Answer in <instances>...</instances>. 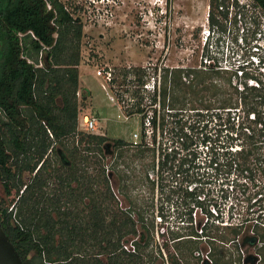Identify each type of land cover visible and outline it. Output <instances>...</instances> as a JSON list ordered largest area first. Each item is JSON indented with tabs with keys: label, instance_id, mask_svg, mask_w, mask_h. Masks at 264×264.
Masks as SVG:
<instances>
[{
	"label": "trees",
	"instance_id": "1",
	"mask_svg": "<svg viewBox=\"0 0 264 264\" xmlns=\"http://www.w3.org/2000/svg\"><path fill=\"white\" fill-rule=\"evenodd\" d=\"M223 1L210 0L211 26L217 23L214 10ZM250 1L264 14V0ZM76 8L70 10L62 0H0V181L6 196L12 190H16L18 195L22 191L15 211V207L9 211V206L0 197V222L23 264H140L141 247L138 243L137 255L122 249V242L133 239L138 235V230L131 212L121 208L122 203L113 192V189L118 188L123 195L128 176L118 170L119 164L111 170L107 167L108 173L103 170L107 191L100 194L94 192L91 185L93 180L86 172L80 176L81 179L76 174L82 165L103 167L101 160L107 155L122 159L129 148L144 149L137 150L135 157L144 159L143 154L148 149L146 136L141 137L137 147H132L128 141L95 134L82 133L75 139L78 112L73 98L78 92L76 67L79 55L69 53L73 43L80 40L83 30L80 20L75 17ZM40 62L41 66H38ZM249 66H253L252 61L240 68L241 76L237 70H224L212 65L198 70L164 68L160 89L153 93L154 101L158 100V104L167 108L173 116L182 109L178 108L180 105L189 103L196 105L194 103L200 102L199 105L208 111L218 92H226L216 78L219 80L223 74L229 75L227 86L233 89L237 97L217 99L220 106L216 108L231 110L243 106L249 123H241V131L237 134V139L241 140L240 146L227 149L217 158L207 159L211 167L208 174L217 175L224 168L228 174L237 175V179H244L246 183L264 177V120L262 113L254 107L261 82L259 76L247 70ZM155 70L157 74L158 70ZM131 74L134 80L129 81V84L135 81L141 83L146 71L143 68H133L131 71L124 68V82H128ZM235 79L242 80L240 85L234 83ZM250 80L256 81L258 85H249ZM141 85L143 87L145 84ZM58 96L62 98V106L56 101ZM140 107L141 103L135 102L131 105L134 108L131 111L145 116L141 123L145 133L144 121L148 111ZM56 110L59 112L56 113ZM192 110L202 115L201 110ZM160 120L157 111L153 110L150 120L153 142H156ZM49 131L56 141L61 142L69 135L73 136V141L67 143L64 140L62 148L56 149V141L50 140ZM49 151L55 152L58 157L60 168L57 172L61 181V189L51 194L44 192L47 182L43 174L47 172L45 157ZM86 151L95 155V161L90 160ZM171 152L177 153L176 150ZM147 167L144 164L143 170ZM24 172H35L27 184L23 179ZM145 174L148 175L147 169ZM145 179L148 180V177ZM73 182L77 185L72 186ZM197 187L192 188L191 192ZM257 188L259 192L256 196L259 198L255 203H260V209L254 213L258 215L249 220H240L236 225L219 228L216 221L222 220L221 212L218 206H212L220 214L214 216L210 209H206L207 222L203 219L196 223L201 230L200 236L196 232L190 236L208 240V244L214 247L210 248V255L215 264L241 263L236 242L238 238L257 237L262 245L259 252L264 251V186ZM63 189H70L71 192L66 194L67 191L64 193ZM74 193H80L82 200L88 198L83 210L91 218L85 222L72 221V214L61 212L59 207L63 197L74 200ZM123 197L127 198L125 195ZM204 202L205 198L199 196L196 207H204ZM189 222L192 224L193 220ZM251 232L254 234L251 235ZM139 235V243H150L151 233L147 226L143 227ZM184 237L188 236L174 239ZM220 244L234 246L233 251ZM170 261L171 264H177L176 260Z\"/></svg>",
	"mask_w": 264,
	"mask_h": 264
},
{
	"label": "rangeland",
	"instance_id": "2",
	"mask_svg": "<svg viewBox=\"0 0 264 264\" xmlns=\"http://www.w3.org/2000/svg\"><path fill=\"white\" fill-rule=\"evenodd\" d=\"M157 1L159 3H156ZM157 1L121 0L114 8L115 13L108 24L92 27L81 23L83 26L81 38L73 43V49L71 48L69 53L79 55V64L76 67L78 92L75 99L73 98L78 112L75 139H78L79 134H87L79 130V117L88 114L99 119V126L102 128L99 132L105 134L107 138L131 142L133 133L138 132L141 137L146 136L148 149L143 154L144 159L135 158L137 150L144 149L129 148L122 159L107 155L102 160L98 158L103 167L95 164L82 165L76 174L81 179L80 176L86 172L93 180L91 185L94 192L100 194L107 191L103 179V170L108 173L107 167L111 170L119 164L118 170L128 176L123 195L118 188L113 189V192L120 199L121 208L129 210L136 221L138 235L128 242L123 241L122 246L131 242L137 249L138 243L141 247L138 260L140 264H171L168 257L166 259V256L170 255L175 256L177 264H202L201 260L208 255L210 248H214L208 244L206 238L184 237L183 239H188L185 241L194 246L192 250L187 249V246L177 249L174 238L187 236L192 232L200 236L201 230L196 223L206 219L207 214L204 210L209 209V206H218L221 212L218 214L222 221L228 223L249 220L258 215L254 212L260 209V203L255 201L259 198L256 196L259 192L257 187L264 186V177L258 178L259 182L246 183L244 179H237V175L228 174L224 168L217 175L208 174L211 172L208 158H217L227 149L232 150L240 146L241 140L237 139V134L241 131V123H249L246 121V112L243 106L231 110L216 108L220 106L216 102L217 99L237 97L233 89L227 86L229 80L227 74H223L219 80L216 78L226 92H218L210 105L211 110H205L206 107L200 106V102L194 103L196 105L189 103L185 106L180 105L178 108L182 109L175 116L168 113L167 108H162L158 100L154 101L151 91L144 92L141 84L150 82L151 77L162 73L164 68L198 70L204 69L210 62L215 67L239 63L246 65L252 61L254 62L252 74L259 76L261 82V88L256 92L259 97L254 107L262 113L264 120V14L250 0H224L219 8L214 10L217 23L211 26L210 0ZM81 2L83 0H68L65 3L72 10H77L76 4ZM78 16H81V12ZM258 57L261 69L257 67ZM40 64L41 62L38 66ZM105 64L116 69L117 79L110 93L117 100L121 102L122 96L126 95L128 98L135 97L133 104L140 102V108L144 111H157L161 126L157 127L156 142H153L152 126L149 133L146 130L145 133L142 131L144 115H136L131 111L134 108L126 107L125 104L120 110L117 104L109 101L108 95L95 76L97 66ZM126 66L147 68L142 82H137L140 85L136 81L135 85L124 82L123 71ZM155 69L158 70L157 74ZM235 82L239 84L242 80L235 79ZM250 84L256 86L255 82ZM56 101L62 106L60 96ZM192 108L201 110L202 115H197L198 111ZM58 112L59 110H56V113ZM126 116L129 118L125 119ZM49 138L54 140L53 142L56 141L53 136L49 135ZM64 140L67 143L72 142L73 136H66ZM63 141L55 142L56 149L62 148ZM171 150H176L177 153L174 154ZM86 154L91 161H95L93 153L86 151ZM45 159L48 168L47 172L43 173L47 182L44 192L57 193L61 189L60 174L57 172L60 168L58 157L55 152L49 151ZM144 164L148 165L146 168L148 175L145 174L146 169L143 170ZM34 175L35 172L33 174L24 172V182L27 184ZM145 177H148V180ZM75 185L77 184L73 182L72 186ZM195 186L198 187L191 192ZM65 191L66 194L71 192L70 189H63L64 193ZM21 193L22 191L19 195ZM19 195L16 190H12L9 196H6L0 181V197L4 199L6 206H9V211L17 204ZM74 195L75 199L71 201L62 198L59 205L61 212L67 211L72 214V221L85 222L90 217V214L83 210L88 198L82 200L80 193ZM124 195L127 198H124ZM199 196L205 198L202 208L196 207ZM67 200L70 203H66ZM191 219L192 224L189 222ZM145 226L151 233L149 244L144 241L139 243V234ZM216 226L222 227L217 223ZM220 246L229 251H233L234 248L228 245ZM246 248L247 252H261L260 248L256 250ZM198 253L199 255H196ZM263 253L264 251L260 253L263 258L262 264ZM137 254L138 251L135 255ZM209 258L214 263V258L210 254Z\"/></svg>",
	"mask_w": 264,
	"mask_h": 264
},
{
	"label": "built area",
	"instance_id": "3",
	"mask_svg": "<svg viewBox=\"0 0 264 264\" xmlns=\"http://www.w3.org/2000/svg\"><path fill=\"white\" fill-rule=\"evenodd\" d=\"M157 1V0H155ZM119 2H121V0H83V2H81V4H76L77 7H79L78 11L76 12L75 17H77L80 22L84 24V26H103L104 24H108V22H110L115 13L114 8H116L119 5ZM165 2V0H164ZM156 3H159V1H157ZM80 5V6H79ZM50 8V7H49ZM72 10V9H70ZM73 11V10H72ZM81 12V16H78V13L80 14ZM257 60V67H259L261 69V61L258 58H256ZM254 63V62H253ZM248 63H246L247 65ZM208 65H212L211 62L208 63ZM245 64L239 63L238 65H229V66H223V65H217L219 69H224V70H237L238 75L241 76V67L244 66ZM41 66V64H40ZM127 70L131 71L133 69V67L131 66H126L125 67ZM253 66H249V68L247 69L250 73H252ZM147 69V68H144ZM95 76L96 78L99 80L100 86L103 89V91L105 92L106 95H108L109 101L112 102L113 104H117L118 108L121 110L122 106H124V104L126 105V107L131 106L134 103V99L132 97H127L126 93H124L126 96H122L121 98V102L119 100H117L111 93L110 90H112V86H114V84L116 83V79H117V75H116V69L114 66H110L109 64H105L104 66H97V70L95 72ZM134 80V76L131 74L128 78V82ZM251 82H255L256 86L258 85L256 81L254 80H250L249 84ZM160 85H161V73H159L156 76L151 77L150 82L145 83V85L143 86L142 90L144 92L147 91H151L152 93H154L156 90L160 89ZM250 85H255V84H250ZM117 100V101H116ZM151 117H152V111H148L145 121H144V127L146 128V132L149 133V129L151 127ZM129 117H125V119H128ZM99 119L92 116V115H88V114H83L79 117V130L83 131L84 133L87 134H95V135H102L105 136V134H103L102 132H99L101 128V126H99ZM50 133V131H49ZM50 136L51 133H50ZM141 142V135L138 132L133 133L132 136V140H131V146L132 147H137ZM212 207V206H211ZM209 208L210 211L215 214L216 216H218V211L216 208ZM161 219V218H160ZM161 221V220H160ZM207 222V219H205V223ZM216 223L218 225L221 226H230L236 223H228V222H223L222 220L216 221ZM238 223V222H237ZM201 233V232H200ZM251 235H253L254 233L251 232ZM244 239V238H243ZM237 244L239 245V252H240V256H241V263L240 264H245V259L249 256V255H253L256 257L257 262L256 264H262V255L260 253H258L257 251H252V252H247V248L242 246V242L243 240L241 238L237 239ZM261 243L258 240V243L252 247V250H256L257 248H261ZM122 249L125 250L128 253H137V249L136 246L134 244H132L130 242V244H123ZM211 251H209L208 255H206L202 260L201 263L204 264L205 262H208L209 264H214L213 261L211 260V258H209V254ZM198 255V254H196Z\"/></svg>",
	"mask_w": 264,
	"mask_h": 264
},
{
	"label": "water",
	"instance_id": "4",
	"mask_svg": "<svg viewBox=\"0 0 264 264\" xmlns=\"http://www.w3.org/2000/svg\"><path fill=\"white\" fill-rule=\"evenodd\" d=\"M258 243L257 237H245L242 242L243 247H254ZM257 259L253 255H249L245 259V264H256ZM0 264H23L21 258L16 252L14 245L4 232L0 222ZM204 264H209L205 262Z\"/></svg>",
	"mask_w": 264,
	"mask_h": 264
},
{
	"label": "flooded vegetation",
	"instance_id": "5",
	"mask_svg": "<svg viewBox=\"0 0 264 264\" xmlns=\"http://www.w3.org/2000/svg\"><path fill=\"white\" fill-rule=\"evenodd\" d=\"M10 1V0H9ZM191 234L190 233H188V237H191L190 236ZM185 240H188V239H177V240H174V242L176 241V243H175V245H176V247H177V249H182L183 248V246H187V249H190V250H192V248H194V246H192L191 245V243H189V242H187V241H185ZM189 246V247H188ZM192 246V247H191ZM190 251H187V253H189ZM198 255H199V253H198ZM167 257H168V261L169 260H176V258H175V256L174 255H170V257L169 256H166V259H167ZM153 259H155L156 260V258H154L153 257ZM177 263V262H176Z\"/></svg>",
	"mask_w": 264,
	"mask_h": 264
},
{
	"label": "crops",
	"instance_id": "6",
	"mask_svg": "<svg viewBox=\"0 0 264 264\" xmlns=\"http://www.w3.org/2000/svg\"><path fill=\"white\" fill-rule=\"evenodd\" d=\"M63 2H66V1H68V0H62Z\"/></svg>",
	"mask_w": 264,
	"mask_h": 264
}]
</instances>
